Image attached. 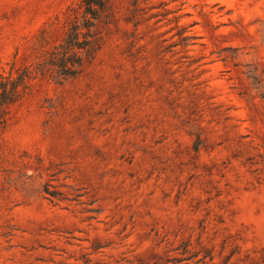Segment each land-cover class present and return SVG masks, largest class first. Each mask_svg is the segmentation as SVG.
Masks as SVG:
<instances>
[{"label": "rangeland", "instance_id": "obj_1", "mask_svg": "<svg viewBox=\"0 0 264 264\" xmlns=\"http://www.w3.org/2000/svg\"><path fill=\"white\" fill-rule=\"evenodd\" d=\"M91 10L0 0V264H264V0Z\"/></svg>", "mask_w": 264, "mask_h": 264}, {"label": "trees", "instance_id": "obj_2", "mask_svg": "<svg viewBox=\"0 0 264 264\" xmlns=\"http://www.w3.org/2000/svg\"><path fill=\"white\" fill-rule=\"evenodd\" d=\"M108 0H83L85 14H92V8L105 9ZM137 2V0H134ZM96 16H92L95 19ZM78 28L72 26L70 31L66 32L62 52L57 60L59 74L64 77H73L75 70L81 65L82 58L80 52L85 50L93 52L92 43L84 44L79 40ZM89 47V48H88ZM90 50V51H89ZM41 70H32L28 67L18 69L11 68L7 75L0 74V130L5 126L7 109L17 103L27 92L29 82ZM53 197V196H52Z\"/></svg>", "mask_w": 264, "mask_h": 264}]
</instances>
